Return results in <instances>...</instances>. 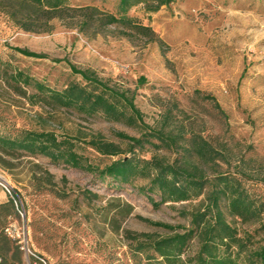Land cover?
<instances>
[{"label":"rangeland","instance_id":"1","mask_svg":"<svg viewBox=\"0 0 264 264\" xmlns=\"http://www.w3.org/2000/svg\"><path fill=\"white\" fill-rule=\"evenodd\" d=\"M67 1L73 7L91 6L113 15L118 2ZM127 16L149 28L152 36L120 27L79 33L58 22L52 23L49 32L28 33L0 11V64L55 90L81 83L69 66L92 72L131 97L145 125L175 137L177 147L158 151V156L169 161L186 158L200 167L180 149L186 148L191 134L199 136L227 162H218V168L203 167L204 172H240L245 189L264 204V0H173L154 14L136 6ZM16 49L43 58L24 57ZM31 93L28 89L27 94ZM40 129L71 138L78 154L98 169L122 156L101 157L86 146L90 137L100 135L121 148L126 142L119 134L139 137L136 130L99 117L82 120L32 107L0 81V133L14 136L20 130ZM150 154L145 152L143 157ZM8 162L7 170L0 168V231L3 226L2 233L14 242L16 249H10L8 258L17 264H132L124 231L166 235L163 229L137 218L187 226L178 211L199 204L164 205L154 210L134 187L116 188L107 185L108 179L103 182L94 174L52 165L40 157L22 155ZM44 171L52 176L51 192L36 190L35 179ZM1 185L8 187L10 195ZM87 193L97 199H87ZM114 203L133 209L118 232L108 224ZM227 220L239 233L251 234L255 242L264 238L260 229L264 215L251 225Z\"/></svg>","mask_w":264,"mask_h":264},{"label":"trees","instance_id":"2","mask_svg":"<svg viewBox=\"0 0 264 264\" xmlns=\"http://www.w3.org/2000/svg\"><path fill=\"white\" fill-rule=\"evenodd\" d=\"M173 0H118L115 11L110 14L95 7H73L67 0H0V11L20 30L28 33L49 32L52 23L75 28L79 33L93 28L100 33L107 27H120L143 37L152 36L151 30L141 26L128 11L142 6L146 14H154L168 7ZM24 57L41 59L40 55L24 50H15ZM81 83H69L60 90L47 87L27 74L0 64V81L13 95L27 100L32 107L49 113H68L82 120L96 117L108 123L123 125L139 133L138 138L119 134L126 142L124 148L106 142L100 135L92 136L86 146L105 158H121L102 169L91 166L78 154L77 144L71 138L57 136L51 131L40 129L20 130L14 136L0 133V168L7 170L10 160L22 155L44 158L52 165L94 174L107 185L134 187L136 193L146 199L154 210L164 205L199 204L178 211L187 226H168L137 218L143 223L163 229L166 235L124 231L128 254L132 264H264V238L255 242L251 234L239 233L227 218L240 225L259 222L264 215V204L257 202L245 189L240 172L206 174L203 167L218 168V162L226 163L225 156L212 148L199 136H190L182 152L186 158L169 161L158 156V151H171L177 147L175 137L163 129H152L142 121L131 97L98 80L88 71L69 66ZM31 90V94L27 91ZM216 110L222 113L213 98H207ZM135 149L140 151L135 153ZM150 152L149 158L143 153ZM129 155L127 158L126 156ZM183 157V156H182ZM37 167V166H36ZM35 179V177L33 176ZM142 183L141 186H136ZM37 191L53 190L52 176L43 172L35 179ZM92 200L97 196L87 193ZM9 209L12 211L11 203ZM109 210L113 213L108 224L114 232L119 231L122 221L132 215V207L114 203ZM264 232V226H261ZM0 231V264H17L8 253L14 242Z\"/></svg>","mask_w":264,"mask_h":264},{"label":"built area","instance_id":"3","mask_svg":"<svg viewBox=\"0 0 264 264\" xmlns=\"http://www.w3.org/2000/svg\"><path fill=\"white\" fill-rule=\"evenodd\" d=\"M1 187L8 193V195H10V191H9L8 187H6L4 185H1Z\"/></svg>","mask_w":264,"mask_h":264}]
</instances>
